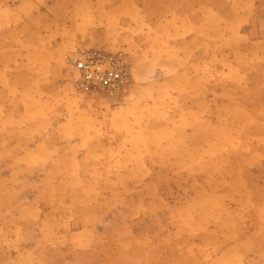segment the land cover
<instances>
[{"label":"rangeland","instance_id":"374dc122","mask_svg":"<svg viewBox=\"0 0 264 264\" xmlns=\"http://www.w3.org/2000/svg\"><path fill=\"white\" fill-rule=\"evenodd\" d=\"M110 1L0 0V60L17 82L49 66L68 156L52 194L44 165L0 155V264H264V95L239 31H201L221 22L201 0ZM80 48L126 56L122 98L78 92Z\"/></svg>","mask_w":264,"mask_h":264},{"label":"crops","instance_id":"0c3cea01","mask_svg":"<svg viewBox=\"0 0 264 264\" xmlns=\"http://www.w3.org/2000/svg\"><path fill=\"white\" fill-rule=\"evenodd\" d=\"M110 3L113 2L110 1ZM123 3V0L117 4L113 3L108 9L111 7L120 8ZM153 3L154 1L151 2L149 8L154 5ZM60 4L56 3L51 7H54L53 9L55 10V7L60 6ZM199 7L201 8V14L210 11V13H213L221 20L220 23L210 26L207 24L206 18L201 19V31L221 28H225L226 32L239 31V37L244 45L242 53L245 55L247 67L249 66V69L244 72V78L258 79L255 87L251 86L249 89H260L264 95V0H201ZM147 12L144 11V13ZM176 12V9L172 11L173 14H176ZM225 35H227L225 40L230 41L231 34L226 33ZM22 45L23 47L26 45L32 47L36 43L26 40L22 42ZM142 45L143 42L141 43ZM211 45L214 46V44ZM30 53L28 51L23 57L22 64L31 65ZM45 57L48 59L46 55ZM11 59V62H8L9 59L6 60V58L0 60L1 62H6V65H3L4 68L0 69V92L6 89H14V84L21 88L20 84L25 87L30 82L33 83L35 93H31L29 96L23 97V99L9 97V101L4 97H0V129L7 126L9 130L8 138L5 140L6 146L4 148H6V151L4 153L0 152L1 158H4L3 162H5L1 164V169L3 171L4 168L2 166L7 165L6 159L10 155L13 158L17 157L19 159L17 164H24L25 168H29V162L35 164L38 169L44 165V170L52 173L53 177H50L47 181L52 183L48 188L50 191H54L52 194H55L62 189L63 179L59 178L57 174L65 173L62 162H66L68 157L65 151L62 150V133L60 131L63 124L61 120L55 121L56 116L60 115L59 110L61 109L60 103L56 100L59 99V92H56L59 88L56 87V81L53 82L48 75V65L45 70L34 76L29 71H24L26 75H24L23 80L17 82L16 79L22 75V72L20 74L12 72L10 65H7V63H14L13 56H11ZM159 60L169 62L168 58L162 57L158 60H153V64L156 65ZM230 62L232 65L235 61L230 59ZM251 84L254 85L253 83ZM51 86L52 89H50ZM245 104L246 108L250 107L247 102ZM46 126H48V132ZM48 139H53V146L47 144L46 141ZM74 161L70 162L71 166L80 162L78 159H74ZM67 163L68 161L66 165ZM18 167L21 168L20 165ZM54 205H57L55 200Z\"/></svg>","mask_w":264,"mask_h":264},{"label":"built area","instance_id":"2783aa9c","mask_svg":"<svg viewBox=\"0 0 264 264\" xmlns=\"http://www.w3.org/2000/svg\"><path fill=\"white\" fill-rule=\"evenodd\" d=\"M66 60L77 72V89L82 95L119 99L131 85L128 60L121 53L80 48L70 53Z\"/></svg>","mask_w":264,"mask_h":264}]
</instances>
